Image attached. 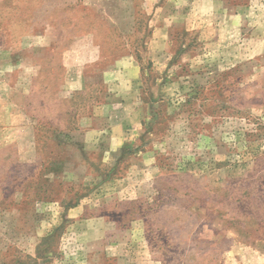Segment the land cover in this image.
Returning <instances> with one entry per match:
<instances>
[{
	"label": "rangeland",
	"instance_id": "1",
	"mask_svg": "<svg viewBox=\"0 0 264 264\" xmlns=\"http://www.w3.org/2000/svg\"><path fill=\"white\" fill-rule=\"evenodd\" d=\"M0 264H264V0H0Z\"/></svg>",
	"mask_w": 264,
	"mask_h": 264
},
{
	"label": "trees",
	"instance_id": "2",
	"mask_svg": "<svg viewBox=\"0 0 264 264\" xmlns=\"http://www.w3.org/2000/svg\"><path fill=\"white\" fill-rule=\"evenodd\" d=\"M128 151L126 150V151H123V154H126Z\"/></svg>",
	"mask_w": 264,
	"mask_h": 264
}]
</instances>
